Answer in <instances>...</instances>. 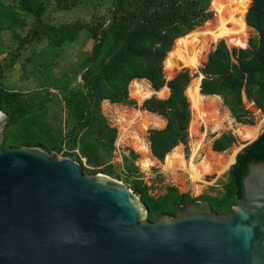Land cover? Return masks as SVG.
Here are the masks:
<instances>
[{
	"label": "trees",
	"instance_id": "trees-1",
	"mask_svg": "<svg viewBox=\"0 0 264 264\" xmlns=\"http://www.w3.org/2000/svg\"><path fill=\"white\" fill-rule=\"evenodd\" d=\"M81 1L85 0H55L60 7H71ZM109 1L108 22L89 28L92 37L89 55L82 59L77 71L55 73L63 46L77 38L83 24L44 21L45 0H17V5L0 0V52L2 32H14L21 26L22 13L32 16L31 37L43 41L20 65L24 78H32L33 87L12 90L0 85V110L6 115L2 146H36L74 159L83 173H103L122 180L142 202L148 221L163 215L174 216L181 205L194 200L207 202L215 213L230 209L236 202L233 169L258 141L264 123L259 134L257 127H244L240 138L251 141L235 153L216 194L191 196L174 185H165L161 193L153 195L140 177L133 150L127 149L121 155L118 168L110 162L117 130L100 108V103L107 100L163 118L164 125L148 129L146 136L149 153L158 160L178 148L175 145L185 146L190 121L189 70H192L181 67L165 79L163 61L178 38L195 27L209 26L213 19L208 6L213 8L217 1L222 8L223 0ZM233 12L232 20L244 29L249 27L253 34L248 36L245 47H228L222 39L215 42L198 68L202 77L197 92L219 96L236 122L250 125V113L243 99L253 102L264 114V0H238ZM2 73L0 64V78ZM77 76L79 81L74 82ZM132 79H144L154 90L165 86L167 95L164 98L151 95L136 105L128 97ZM55 103L60 104L63 116L51 119L49 106ZM234 142L230 132H221L212 138L210 149L220 152Z\"/></svg>",
	"mask_w": 264,
	"mask_h": 264
},
{
	"label": "water",
	"instance_id": "water-1",
	"mask_svg": "<svg viewBox=\"0 0 264 264\" xmlns=\"http://www.w3.org/2000/svg\"><path fill=\"white\" fill-rule=\"evenodd\" d=\"M5 124L0 110V264H264V130L233 169L230 209L194 200L148 221L124 182L36 146L3 147Z\"/></svg>",
	"mask_w": 264,
	"mask_h": 264
},
{
	"label": "rangeland",
	"instance_id": "rangeland-1",
	"mask_svg": "<svg viewBox=\"0 0 264 264\" xmlns=\"http://www.w3.org/2000/svg\"><path fill=\"white\" fill-rule=\"evenodd\" d=\"M6 1L17 5V0ZM45 2L46 6L42 13V19L44 21L52 24L79 21L84 26L80 30L75 40L63 46L58 60L59 64L53 70L55 73H59L63 70L69 72L74 71L79 65L83 63L82 59L90 53L92 37L89 32V28H93L97 24H101L102 27L108 22V15L111 7L110 1L85 0L83 2H76L71 7H60L55 2V0H45ZM223 3L224 5L222 6L220 13L215 11V9L211 8V5L210 7L208 6V9L212 11V15L210 18L213 20L211 21V23L216 19H219L226 23L227 26L230 25L238 27V24L234 20H232V17L235 16L233 9L237 2H235L234 0H223ZM22 15L24 21L21 26L16 27L14 32L5 30L1 34L2 51L0 52V64L3 68V73L0 78V85L12 90H26L31 89L33 87L32 78H24L20 65L22 61H24L25 57L30 54V51L32 49H39L43 45V41L35 40L30 35L32 27V16L25 13H22ZM203 25L195 27L185 36L189 35L190 33H199L200 30L203 29L200 28ZM208 27L203 30L208 29ZM219 34V36L217 35L209 43L205 51V55L213 47L215 42L219 39H222L228 47H245L247 38L248 36L253 34V31L252 29L247 27L243 29V32H241V34L234 38H230L226 33ZM243 42L244 45H241L243 44ZM182 46L183 43L181 41L178 42L176 49L172 51L173 53H170L172 50L171 48L170 52L167 54L168 58H170L171 60L170 62L173 63L174 69L169 71L167 69L168 63L164 64L165 62L163 61L162 71L164 77L165 79H169L181 67H188L192 70H189L190 80L194 83L198 80L199 90V80L201 74L198 68L204 61L205 57H202L200 61L196 63V65H193L188 62V57H182L183 54L186 56L188 55V53L192 50L190 48L191 46H184V49L182 48ZM184 50L187 53L184 52ZM133 80L140 81L141 86L139 87V91L136 90ZM78 81L79 79L77 76L74 79V82ZM164 87L165 86H162L161 88L154 90L151 88V86L146 80L132 79L128 84V97L135 100L136 105H139L143 99L151 95H154L157 98H164L167 95V90H164ZM52 91L54 92V90ZM217 97V106H215L214 108L204 107L199 115L194 110H191L190 102V122L187 130V144L184 146L183 144L179 143L174 146L178 147L179 153L181 154L184 164L183 166L175 164L170 167H164L166 154L164 155L162 160H158L149 153V150L144 153L138 151V140H136V138L132 136V133H134L135 135L137 134L139 139L145 142L148 148L146 138L147 130L150 128L162 127L164 125V119L161 118L159 115H156L155 113L141 110L137 107H132L119 103H110L107 100H103L100 103L101 111L106 116L107 121L111 125L115 126L117 130L116 137L113 143L114 150L110 162L113 163L116 168H118L121 162V155L123 153H126L127 149L133 150L137 154L135 158V165L138 168L140 177L148 186L149 193L153 195L161 193L164 190L165 185H174L178 188L179 191H187L191 196H197L199 194L207 192H210L211 194H216L220 191V183L225 179L226 170L232 163L235 153L240 149L243 144L249 141L242 140L240 138L243 135L244 127H260L261 129L262 121H264V114H262L259 110H253L250 107V103L243 99L245 108L250 113L249 118L251 119L252 124L248 125L236 122L234 118L229 114L226 107L222 104L221 98L219 96ZM135 110H138L141 113L146 112L150 118V121L152 122L149 121L148 125L143 128L140 122V116H137L133 119L132 122L128 123V121L122 116V114H130V112ZM48 115L51 119H54L56 115L63 116V110L61 109L60 104H51L49 106ZM122 126H128L127 134H120L119 130H121ZM238 127H243L241 133L236 132V129ZM226 131L230 132L235 137V142L223 151H212L210 149V142L212 138L218 135L219 133ZM257 134H259V132ZM192 154L193 162H195L199 173L197 179L192 177L193 173L188 170V161L190 160ZM219 157H224V159H226L227 157H231L232 161L227 163L226 168H223L216 164V162L219 160ZM145 158L149 159V164L144 166V164L142 163V159ZM201 160H206L210 164L211 169H209L208 171H202L199 166V162Z\"/></svg>",
	"mask_w": 264,
	"mask_h": 264
},
{
	"label": "bare ground",
	"instance_id": "bare-ground-1",
	"mask_svg": "<svg viewBox=\"0 0 264 264\" xmlns=\"http://www.w3.org/2000/svg\"><path fill=\"white\" fill-rule=\"evenodd\" d=\"M237 2H238V0H237ZM213 8L218 13H220V11L222 9L217 1H215L213 3ZM237 24H238V27L230 26V25L227 26L226 23H224L222 20H219V19L217 20L216 19L215 21H213L209 25L208 29H206V30L201 29L199 33H196V32L195 33H190L187 36H183L181 38H178L174 42V44L172 46V50H171L170 53H173L172 51L174 49H176L177 43L180 42V41L183 43L182 48L184 46L190 45L191 46L190 48L192 50L188 53L187 56L182 53L183 54L182 57H184V58L188 57V59H189L188 62L193 64V65H196V63H198L202 57H205V51H206L209 43L219 33H226L230 38H234V37L238 36L239 34H241V32H243L244 28L239 23H237ZM178 49H180V48H178ZM184 52H186V51L184 50ZM169 56H170V54H169ZM170 61L171 60H170V58H168V56L164 60V62H165L164 64L168 63L167 69L169 71L174 69L173 63H171ZM133 82L135 84L136 90L139 91V89H140L139 87L141 86L140 81L133 80ZM197 88H198V80L195 83L192 81L191 84H190V87H189V101L191 102V105H190L191 110H194L199 115L202 112L201 110L204 107H206V108L207 107L208 108L209 107L214 108L215 106H217L216 98H218V97L216 95H213V96L201 95V94H199L197 92V90H196ZM164 90H167V88L164 87ZM122 116L128 121V123L132 122L135 117L140 116V122H141V125H142L143 128L146 127L148 125L149 121H150V118H149V116H148V114L146 112L145 113H141L138 110L132 111V112H130V114H122ZM199 119H200V117H199ZM150 122H152V121H150ZM127 127L128 126H124V127L122 126L121 130H119L120 134H124V133L127 134L128 133ZM242 129H243V127H238L236 129V132L241 133ZM259 130H260V127H259ZM130 134H128V135H130ZM132 134L131 135L134 138H136V140H138L137 141V143H138V146H137L138 151H140L142 153L147 152L148 148H147L146 143L141 141L139 139V137L137 136V134L136 135L134 133H132ZM142 160H143L142 163L144 164V166L149 164V159L148 158H145V159H142ZM231 161H232L231 157H227L226 159H224V157L223 158L219 157V160L216 162V164L218 166L226 168L227 167V163H229ZM175 164H179V165H182V166L184 164V161L182 160L181 154L179 153V150L176 149V148L171 150L170 152H168L166 154L165 161H164V167H170V166L175 165ZM199 166H200V169L202 171H208L209 169H211L210 164L206 160H201L199 162ZM188 170L193 173L192 177H194L195 179L198 178V174L199 173H198V170H197V166L195 165V162H193V154L191 155L190 160L188 161Z\"/></svg>",
	"mask_w": 264,
	"mask_h": 264
},
{
	"label": "crops",
	"instance_id": "crops-1",
	"mask_svg": "<svg viewBox=\"0 0 264 264\" xmlns=\"http://www.w3.org/2000/svg\"><path fill=\"white\" fill-rule=\"evenodd\" d=\"M197 90V89H196ZM189 99V98H188ZM190 102V101H189ZM105 116V115H104ZM106 117V116H105ZM190 122V121H189ZM110 124V123H109ZM111 125V124H110ZM111 126H113V125H111ZM188 127H189V124H188ZM188 130V129H187ZM176 149H178V148H176ZM166 156V155H165ZM211 194V193H210Z\"/></svg>",
	"mask_w": 264,
	"mask_h": 264
}]
</instances>
